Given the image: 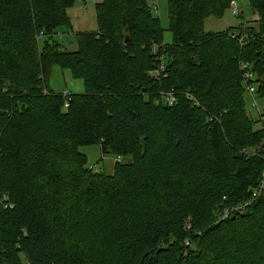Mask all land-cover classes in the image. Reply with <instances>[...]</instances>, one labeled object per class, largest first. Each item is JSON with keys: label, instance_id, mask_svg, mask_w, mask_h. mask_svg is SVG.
<instances>
[{"label": "trees", "instance_id": "1", "mask_svg": "<svg viewBox=\"0 0 264 264\" xmlns=\"http://www.w3.org/2000/svg\"><path fill=\"white\" fill-rule=\"evenodd\" d=\"M167 1L168 44L146 0H102L66 51L73 0H0V264H264V111L245 113L241 69L264 73V0L259 31L236 33L203 27L232 0ZM30 32L82 93L41 84ZM89 144L111 175L87 174Z\"/></svg>", "mask_w": 264, "mask_h": 264}, {"label": "rangeland", "instance_id": "2", "mask_svg": "<svg viewBox=\"0 0 264 264\" xmlns=\"http://www.w3.org/2000/svg\"><path fill=\"white\" fill-rule=\"evenodd\" d=\"M102 0H73L72 4L67 8L66 14L68 19L66 25L56 29L53 37L60 43V48L66 51H74L78 48V33L84 32L87 35H95L97 31L95 7ZM148 5L151 6L153 14L159 18L160 26L162 28V44H168L171 42V33L169 31V18H168V1L167 0H146ZM235 3L228 7L221 17L208 16L205 18L203 27L204 30L219 32L228 31L236 33L237 31L255 32L259 31V16L251 8L249 0H232ZM239 8L240 13L238 16L235 15L234 6ZM29 35L25 38L23 51L28 55H35L39 59L45 56L51 50V47L43 44L44 36L42 33L36 34L35 32L28 33ZM0 55V59H1ZM45 61L48 62L46 67H41L37 72V78L41 84L43 81L52 89L54 94L60 95L65 91L67 93L80 94L84 91L83 80L72 76L70 70L61 68L57 65L49 64L48 58L45 56ZM253 61L249 63L252 65ZM33 70H30L32 72ZM255 85L260 83L261 79L264 78L263 71H256L253 73ZM2 87H6L4 91H0V111L6 113L4 107V97L9 94V84L4 82ZM1 87V88H2ZM255 94V93H254ZM245 102V113L250 115L252 118L257 119L259 113L264 111V99L258 98L257 95L252 96L246 90L243 93ZM258 105V110L254 109L251 105L253 101ZM8 109V108H7ZM6 115V114H5ZM2 116V114L0 115ZM4 118L0 119V125L3 123ZM255 127H259V123H256ZM79 151L86 155V167L89 168L87 171L88 175H111L113 173L114 164L117 161L111 151H101L99 145H85L79 147ZM125 160V159H123Z\"/></svg>", "mask_w": 264, "mask_h": 264}, {"label": "built area", "instance_id": "3", "mask_svg": "<svg viewBox=\"0 0 264 264\" xmlns=\"http://www.w3.org/2000/svg\"><path fill=\"white\" fill-rule=\"evenodd\" d=\"M237 7L234 6V12H237ZM253 66L249 65L248 62H242L241 64V69L243 70L242 75H243V82L244 85L246 87V90L248 91V93H250L251 95H254L255 91H256V85H255V77L253 75L254 71H253ZM163 69V65H159L156 70L154 71V73H158V71L160 72ZM64 95H67V92L65 91L63 93ZM168 101L167 103L171 104L173 102V95L170 93L168 95ZM253 103H256L255 101H253ZM64 107H68V102L67 100L64 102Z\"/></svg>", "mask_w": 264, "mask_h": 264}]
</instances>
